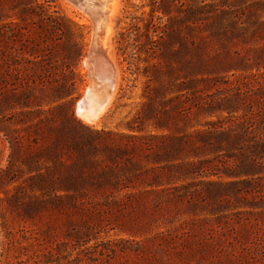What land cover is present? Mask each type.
Segmentation results:
<instances>
[{
    "label": "rangeland",
    "instance_id": "374dc122",
    "mask_svg": "<svg viewBox=\"0 0 264 264\" xmlns=\"http://www.w3.org/2000/svg\"><path fill=\"white\" fill-rule=\"evenodd\" d=\"M121 5L119 86L92 123L77 113L90 14L0 0V261L264 264V0ZM26 152L43 173L135 166L120 172L127 188L70 200L29 187Z\"/></svg>",
    "mask_w": 264,
    "mask_h": 264
},
{
    "label": "trees",
    "instance_id": "16d2710c",
    "mask_svg": "<svg viewBox=\"0 0 264 264\" xmlns=\"http://www.w3.org/2000/svg\"><path fill=\"white\" fill-rule=\"evenodd\" d=\"M156 12L165 13L162 9H153L152 13L155 14ZM60 142H65L64 134L62 131H60L59 136L56 138L54 144L56 148L60 146ZM13 147L14 149L17 148L16 145ZM15 154H13L12 159L16 157ZM37 156L38 152L33 154L30 152H26L25 156L22 157V161L25 162L28 172L30 174L36 172V175H31L29 177V187L32 190L40 191L42 194H47L49 192L56 193L58 190H63L66 192L65 197L70 200L74 199L76 195L71 194V190H75L76 192L81 194L83 188L89 185L100 188L104 193H106L107 191L109 192L112 189L120 191L124 188H127L128 186L126 185H124L123 187L121 186V183L119 181V175L121 174L120 172H123L124 170L126 171V169L131 170V168L135 166L127 165L122 169V171H120L121 168L117 169L111 167L108 170H102L94 173L85 170L86 168H88V166H92L91 163L80 161L75 165L73 164L67 166V168L63 170L55 168L51 169L48 173H43L41 172V168H39V166L37 165ZM55 174H58L57 177H55ZM56 196L60 199L64 198V196ZM0 264H10V262L9 260L5 259L1 260Z\"/></svg>",
    "mask_w": 264,
    "mask_h": 264
},
{
    "label": "bare ground",
    "instance_id": "6f19581e",
    "mask_svg": "<svg viewBox=\"0 0 264 264\" xmlns=\"http://www.w3.org/2000/svg\"><path fill=\"white\" fill-rule=\"evenodd\" d=\"M88 2L89 5L100 16L99 33L101 36L99 39V49L105 61L114 67L115 75V85L107 103L102 105L100 95L101 86H99L95 94L93 93L94 97H91L87 101L88 109H85L82 104L78 109V113L83 119L88 122L96 123L98 121H101V118L111 106L119 86L120 70L114 58L112 41L116 29L117 20L121 14L122 5L121 0H88ZM84 64L87 65L90 69L88 57L84 60ZM90 81L92 85V80L90 79ZM91 85L90 87H88V91L92 88Z\"/></svg>",
    "mask_w": 264,
    "mask_h": 264
},
{
    "label": "water",
    "instance_id": "95a60500",
    "mask_svg": "<svg viewBox=\"0 0 264 264\" xmlns=\"http://www.w3.org/2000/svg\"><path fill=\"white\" fill-rule=\"evenodd\" d=\"M69 1L73 2L78 7H81L82 9L87 11V13L91 15V18L93 19L94 22V32H93L89 52L87 54L90 64L89 75L91 76V80H92V85H91L92 88L89 91L87 90L85 95L79 100L77 104V113H78V109L81 104L85 109H88L87 101L91 97L92 98L94 97V94L99 86H101L100 95H101L102 105L107 103L115 85V75H114V67L105 61L99 49L100 47L99 39L101 36L99 33L100 16L89 5L88 0H69Z\"/></svg>",
    "mask_w": 264,
    "mask_h": 264
}]
</instances>
